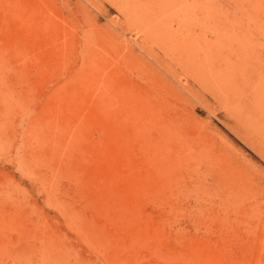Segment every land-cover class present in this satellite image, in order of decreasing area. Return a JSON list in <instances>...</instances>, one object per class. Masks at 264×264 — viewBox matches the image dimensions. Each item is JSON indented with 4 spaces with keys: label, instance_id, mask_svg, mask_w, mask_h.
I'll use <instances>...</instances> for the list:
<instances>
[{
    "label": "rangeland",
    "instance_id": "374dc122",
    "mask_svg": "<svg viewBox=\"0 0 264 264\" xmlns=\"http://www.w3.org/2000/svg\"><path fill=\"white\" fill-rule=\"evenodd\" d=\"M170 1L0 0V264H264V0Z\"/></svg>",
    "mask_w": 264,
    "mask_h": 264
},
{
    "label": "bare ground",
    "instance_id": "6f19581e",
    "mask_svg": "<svg viewBox=\"0 0 264 264\" xmlns=\"http://www.w3.org/2000/svg\"><path fill=\"white\" fill-rule=\"evenodd\" d=\"M171 1H172V0H171ZM171 1H170V2H171ZM174 1H175V0H174ZM135 2H136V1H135ZM140 3H143V2H140ZM144 3H145V2H144ZM168 3H169V2H168ZM138 4H139V3H138ZM169 4H170V3H169ZM131 5H132V6H130L129 3L126 1V4L124 5V13H126V15L128 16V18H131V20L136 18V19H135L136 22L133 21V22H131V23H137V24L140 23V24H141L140 26H142V24H144L145 22H144V20L141 21V19H144V18L146 17V16L144 15L145 12H144V14H141V12H140V10H139V8L141 9V7H142L141 5H142V4L140 5L141 7L139 6V8H137V7H138L137 4H136V5H137V7H136V5L134 4V2H133V4H131ZM144 5H145V4H144ZM146 6H147V5H146ZM148 6H149V5H148ZM144 7H145V6H144ZM144 7H142L143 9H141L142 11L144 10ZM194 7H196V6H194ZM145 8H146V7H145ZM146 10H147L146 13H148V9H146ZM144 11H145V10H144ZM148 14H149V13H148ZM148 14H147V16H148ZM123 15H124V14H123ZM143 15H144L145 17H144ZM135 16H136V17H135ZM124 18H125V17H124ZM148 18L150 19V16H149ZM148 18L146 19L147 21L145 20V21H146V25H147V23L149 22V21H148ZM125 19H126V18H125ZM128 20L130 21V19H128ZM150 20H152V19H150ZM126 22H127V21H126ZM151 22H152V21H151ZM129 24H130V23H129ZM137 24H136V25H137ZM148 24H149V26H150L152 23H151V24L148 23ZM132 25H133V24H132ZM136 25H135V26H136ZM152 25H153V24H152ZM154 25H155V23H154ZM138 26H139V25H138ZM144 26H145V24H144ZM133 27H134V26H133ZM145 27L147 28V26H145ZM151 27H152V26H151ZM151 27H149V28H151ZM146 28H145V29H146ZM149 28L146 29L147 32H148ZM152 28H153V27H152ZM152 28H151V29H152ZM155 28L157 29V26L154 27V29H155ZM158 28H161V27H158ZM140 29H141V28H140ZM151 29H150V30H151ZM150 30H149V31H150ZM144 31H145V30H144ZM142 32H143V31H142ZM145 32H146V31H145ZM152 32H153V30H151V34L153 35ZM154 32H156V33L159 32V35L156 34V37H157V36H160V37L162 36V34H160V33H161V29H160V31L158 30V32H157V30L154 31ZM143 33H144V32H143ZM149 33H150V32H149ZM149 33H148V34H149ZM144 34H145V33H144ZM146 34H147V33H146ZM148 34H147V35H148ZM151 34H150V35H151ZM154 36H155V35H153L152 37H154ZM163 37H164V36H163ZM163 37H162L161 39H163ZM166 37H167V36H166ZM149 38L152 39L150 36H149ZM155 39H156V38H155ZM158 39H159V37H157V40H158ZM164 39H165V38H164ZM152 40H153V39H152ZM152 40H151V41H152ZM157 40H156V41H157ZM160 41H161V40H160ZM160 41H159V42H160ZM162 41H163V40H162ZM167 41H168V42H166V40H165L164 42H166V43H171V42H169V38H168V37H167ZM153 42H154V40H153ZM164 42H163V43H164ZM156 43H157V42H156ZM163 45L166 46L165 43H164ZM167 45H168V44H167ZM170 45H172V43H171ZM158 46H161V44L158 45ZM168 47H171V46H168ZM172 48H174L173 45H172ZM164 49L167 50V47L164 48ZM189 54L192 56L191 53H189ZM183 58H184V57H183ZM183 58H182V59H183ZM187 58L189 59L188 61H189V64H190V61H191L193 58L191 59V58H189V56L186 57V58H184V61L181 60V62H182V61H183V62L187 61V60H185V59H187ZM195 60H196V59H195ZM181 62H180V63H181ZM191 62H192V61H191ZM181 64L183 65L184 63H181ZM185 64H186V63H185ZM185 64H184V65H185ZM184 65H183V66H184ZM186 65H188V64H186ZM186 65H185V66H186ZM190 65H191V64H190ZM186 67H187V66H186Z\"/></svg>",
    "mask_w": 264,
    "mask_h": 264
}]
</instances>
